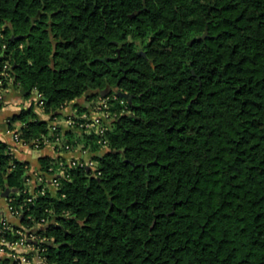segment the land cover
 Here are the masks:
<instances>
[{
	"label": "trees",
	"instance_id": "trees-1",
	"mask_svg": "<svg viewBox=\"0 0 264 264\" xmlns=\"http://www.w3.org/2000/svg\"><path fill=\"white\" fill-rule=\"evenodd\" d=\"M0 60L3 89L38 92L50 120L132 97L109 101L107 150L59 130L101 175L66 167L55 195L47 181L28 202L30 166L0 140L21 225L55 221L36 233L44 264H264V0H0ZM18 121L25 142L54 141L34 107Z\"/></svg>",
	"mask_w": 264,
	"mask_h": 264
},
{
	"label": "built area",
	"instance_id": "built-area-1",
	"mask_svg": "<svg viewBox=\"0 0 264 264\" xmlns=\"http://www.w3.org/2000/svg\"><path fill=\"white\" fill-rule=\"evenodd\" d=\"M9 70L10 66L9 64H7V62L3 65L2 69L0 67L1 102L4 101V94L6 92V90L3 89L5 80L12 81ZM32 96V103L36 104V106L40 110L44 111L42 95L35 91L32 93ZM119 99L120 98L117 95H113L112 97L107 98H100L96 103L95 112H88L79 115L78 111L74 109L68 116V118L64 119V122H61L58 118L50 120V116L47 115V121L49 122L51 134L53 137L55 136L54 141L49 140L47 137H43L42 140L37 139L35 141L27 143L21 138V134L19 132H15L13 133L14 142L17 145L19 144L29 147L31 146L36 149H40L41 145L45 146L51 144L55 146V151L58 152L59 155H64L65 153L73 152V147L67 144V140L63 132L60 131V133H58L59 130L62 129V126H65L68 129H76L78 131L86 132L89 135H97L98 137H100V140L97 143L102 146V150H107V142L103 140L102 137L107 131L106 123L113 121V118L111 117V114L106 110L109 109L110 100L117 101ZM120 104L124 105V101H121ZM40 119L44 120L42 117H40ZM62 140L65 141V144L61 143ZM9 153L13 154V149L9 148ZM93 156L94 154L87 156L88 161H84L82 159H69L65 161L64 159L59 157L58 168L56 169V171L54 170V168H50L48 172L36 174L34 187L32 189L29 187V189L27 190V193L31 197L30 199H28V202H32L33 198L37 195L36 189L47 183V181L48 185L43 186L38 191V195L45 196L49 186L52 187L55 192L58 191V189L60 188L58 179L59 177H63L65 175L66 167H68L69 169L86 167L88 171L95 173L94 175L96 177H99L101 173L96 172L97 163L93 159ZM12 202V199L8 200L7 213L1 214L2 216H0V258H7L18 264H44L46 262L44 254L47 252V249L41 248L39 245H49L52 244V242L50 239L38 236L34 232L49 227L51 224L55 223V221L51 222L50 220L43 218L38 223L36 228L32 229H25L22 225L13 226L8 217L20 222L22 213L14 206H12Z\"/></svg>",
	"mask_w": 264,
	"mask_h": 264
},
{
	"label": "crops",
	"instance_id": "crops-1",
	"mask_svg": "<svg viewBox=\"0 0 264 264\" xmlns=\"http://www.w3.org/2000/svg\"><path fill=\"white\" fill-rule=\"evenodd\" d=\"M23 92L24 91L20 89L10 87L8 90H6L4 94V101L2 102L3 107L0 110V140L5 143L9 148L13 149V155L18 161L27 162L29 164L30 180L28 182V187L32 189L35 184L36 174L42 173L40 164V160L42 158L49 157L53 159H58L59 157H61L65 161L69 159H82L86 161V157L89 155H93V153L87 152L84 146H79L77 148L74 147L73 152L65 153L64 155H59V153L55 151V146L51 144L42 146L40 147V149H36L31 146L29 147L15 144L13 139V133H20V131L24 128L25 124L20 121L11 123L10 120L12 117L20 114L23 110H28L31 107H34V113L37 115L38 118L42 117L44 120H48V116L44 113V111L40 110L36 106V104L32 103L33 96L31 95L29 98H26V94L24 95ZM76 103L77 102H73L62 110L63 117H65L64 119H66V117H68L72 113V109L76 105ZM79 103L82 105L84 102L79 101ZM84 106L88 107V109L91 110L90 104L86 103L84 104ZM62 130L66 132L72 129H68L65 126H62ZM75 130L76 129H74L73 131L78 132V130ZM7 191L0 192V214L7 213L8 197L12 191L17 190H9V195L7 194ZM48 191L55 195V191L52 187L49 186ZM8 218L13 226L21 225L19 221L14 220L10 217Z\"/></svg>",
	"mask_w": 264,
	"mask_h": 264
},
{
	"label": "water",
	"instance_id": "water-1",
	"mask_svg": "<svg viewBox=\"0 0 264 264\" xmlns=\"http://www.w3.org/2000/svg\"><path fill=\"white\" fill-rule=\"evenodd\" d=\"M206 38V35L202 36L199 38V40H204ZM1 61V60H0ZM111 93L110 89H106L104 90L102 93H101V97L102 98H107L109 96V94ZM23 94L25 95L26 93L23 92ZM117 96L120 98V99H125L127 100V102L131 105L132 104V97L129 96L128 94L126 93H117ZM86 161H88V157H86ZM12 192H16V191H12ZM10 191L8 190L7 191V194L9 195ZM49 227H46L44 229H41L43 231H46ZM34 233H37V231H35ZM49 246H53V244H49Z\"/></svg>",
	"mask_w": 264,
	"mask_h": 264
},
{
	"label": "rangeland",
	"instance_id": "rangeland-1",
	"mask_svg": "<svg viewBox=\"0 0 264 264\" xmlns=\"http://www.w3.org/2000/svg\"><path fill=\"white\" fill-rule=\"evenodd\" d=\"M84 101H85L84 98L81 99V102H84ZM98 101H99V100H98ZM98 101H97V102H98ZM94 103H95V101H94ZM89 108H90V107H89ZM73 110H74V107H73L72 111H73ZM88 111H89V112H92V113L95 112V106L92 107V104H91V110H88ZM60 121H61V122H64V118H60ZM19 126H20V125H19ZM82 132H83V131H82ZM78 133H81V131H79ZM61 143H62V144H65V141L62 140Z\"/></svg>",
	"mask_w": 264,
	"mask_h": 264
}]
</instances>
